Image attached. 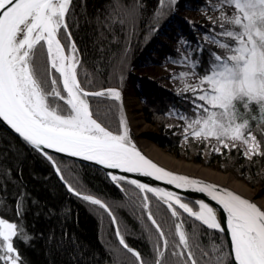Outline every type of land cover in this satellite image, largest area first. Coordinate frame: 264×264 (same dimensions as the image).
Here are the masks:
<instances>
[{"label": "snow or ice", "instance_id": "obj_1", "mask_svg": "<svg viewBox=\"0 0 264 264\" xmlns=\"http://www.w3.org/2000/svg\"><path fill=\"white\" fill-rule=\"evenodd\" d=\"M160 3L164 5V0ZM176 3L168 0L165 7L171 11ZM200 10L212 25L202 39L219 51H209L205 61L199 39L195 47L183 38L178 41L183 50L177 48L178 55L167 59L187 70L169 78L181 82L177 94L191 105L192 115L175 107L167 115L183 122L175 126L181 128L183 142L194 139L220 155L222 150L237 149L249 161L264 158V139L260 138L264 136V0H206ZM209 11L216 15H208ZM75 15L72 0H0V122L50 162L68 192L98 205L113 224H117L116 217L108 205L74 188L51 153L149 177L183 192L202 193L218 206L108 173L121 191L124 181L144 194L142 215L158 234L152 253L145 257L126 242L117 225L119 245L135 258V264H264V206L215 184L159 167L132 141L126 119L119 120L115 131L98 119L89 97L121 101V92L115 88L90 90L78 78L81 54L72 34L73 26L79 25ZM136 15L137 6L110 0L103 20L97 17V23L112 30L116 24L134 25ZM190 23L195 29V22ZM10 179V168L0 173L4 191ZM148 193L166 205L172 218L185 213L191 217L192 231L175 223L174 235L171 230L166 234L150 208ZM26 196L19 192L15 200V213L21 218ZM200 225L226 233L228 238L205 247L200 237L207 233ZM14 238L31 239L21 223L0 218V264H24Z\"/></svg>", "mask_w": 264, "mask_h": 264}, {"label": "trees", "instance_id": "obj_2", "mask_svg": "<svg viewBox=\"0 0 264 264\" xmlns=\"http://www.w3.org/2000/svg\"><path fill=\"white\" fill-rule=\"evenodd\" d=\"M123 2L128 6H137L135 24H116L112 30H107L98 26L97 17L103 20L110 0H72L75 19L79 21L78 27L73 26L72 34L81 54V66L77 69L80 81L90 90L121 88L127 91L130 85L133 86L141 100L145 120L156 131V134L147 137L157 146L187 161L206 163L225 173L233 172L250 188H259L260 197L264 199V158L255 157L249 161L237 149L230 153L222 150L224 154L220 155L212 153L210 148H205V143L194 139L183 142L181 128L175 127L183 122L168 116L167 112L175 107L192 115L191 105L153 80L152 73H146L152 66L149 57L154 48L153 39L156 38H150L149 34L152 31L154 36L161 34L167 20L172 19V10L161 5L160 0ZM184 2L190 0H181V3ZM178 7L181 5L178 4ZM160 12L163 14L158 16ZM203 59L207 61L205 52ZM85 74L90 76V81ZM89 100L98 119L113 131L117 130L119 120L123 118L120 102L107 97H89ZM257 135L260 136V133L257 132ZM260 138L264 139V136ZM54 158L65 179L74 188L108 205L117 224H113L111 217L98 205L68 192L50 162L0 123V173L11 169L7 191L3 190L4 180H0V201H3L0 203V218L21 223L31 237L27 242L14 238L24 264H135V258L119 245L117 225L126 242L148 257L153 244L158 241V234L146 215H142L143 194L139 189L121 181L124 188L121 191L96 167L57 156ZM19 192L27 193L22 218L15 213ZM147 195L150 208L166 234L171 230L174 235L175 223H181L189 233L192 231L194 222L191 217L185 213L179 218H172L166 205L151 193ZM199 227L207 233L200 237L205 247L210 248L213 242L225 240L222 233L202 225ZM171 239L172 236H169Z\"/></svg>", "mask_w": 264, "mask_h": 264}, {"label": "rangeland", "instance_id": "obj_3", "mask_svg": "<svg viewBox=\"0 0 264 264\" xmlns=\"http://www.w3.org/2000/svg\"><path fill=\"white\" fill-rule=\"evenodd\" d=\"M205 3L206 0H190V2L184 3H181V0H177V3L173 5V9L171 11L172 19L167 20L165 26L161 30V34L154 36V31L150 32L149 34L150 38H156L153 39L154 48L151 50V56L149 57L151 59L150 63L152 66L147 69L146 73H152L151 75L153 77V80L157 81L163 88L173 91L175 94H177V89L182 87V84L179 80L173 81L169 77L172 73H180L181 71H186L187 69L179 66H173V64L170 63L167 58L170 55L176 57L178 55L177 48H181V50H183V46L178 44V41L181 38L189 41L193 47H195L199 39V42L204 45V52L206 53L207 58L209 51H219V49H217L214 45H210L202 39L203 33L209 31V29L212 27V25L208 22L205 13L200 10L201 5H204ZM167 4L168 0H164L163 6ZM178 4H180L181 7H178ZM208 15L216 14L209 11ZM190 22H195V29L192 27V24ZM216 30L219 31V28H217ZM128 88L129 90L127 89V91H123V89L121 88L115 89L121 92L122 99L118 102H120L121 104L123 118L126 119L128 125L129 116H132L133 118V126L130 128L131 139L137 147H139L141 140H149V142H152L154 145H156L151 138L147 137V135L151 136L156 134V131L150 124H148V122L144 118V114L142 113L141 100L136 94L133 86L130 85ZM177 158L185 160V158ZM200 165L212 168L206 163ZM212 169L218 170L215 168ZM227 174H231L242 181L233 172H229ZM255 191V194L257 193V197L261 198L260 189L257 188Z\"/></svg>", "mask_w": 264, "mask_h": 264}, {"label": "bare ground", "instance_id": "obj_4", "mask_svg": "<svg viewBox=\"0 0 264 264\" xmlns=\"http://www.w3.org/2000/svg\"><path fill=\"white\" fill-rule=\"evenodd\" d=\"M132 121V116H129L130 128L133 126ZM139 149L142 150L145 154H147L151 159L155 160L164 167L186 174L196 175L204 179H208L216 183L226 185L235 190L237 193L250 199L257 197V193L255 194L256 191L254 189L250 188L243 181H240L233 175L222 173L218 170H214L212 168L200 164L188 162L186 159H178L176 156L170 154L169 152L163 150L160 147H157L152 142H149V140H141L139 144ZM257 202L260 205L264 206V199L259 198Z\"/></svg>", "mask_w": 264, "mask_h": 264}, {"label": "water", "instance_id": "obj_5", "mask_svg": "<svg viewBox=\"0 0 264 264\" xmlns=\"http://www.w3.org/2000/svg\"><path fill=\"white\" fill-rule=\"evenodd\" d=\"M9 132H11L13 135L16 136L15 133H13L11 131V129H9L7 127V125L3 124V122H0ZM17 137V136H16ZM18 138V137H17ZM139 149V147H137ZM140 150V149H139ZM50 153H51V150H48ZM142 152L143 155H145L146 158L150 159L153 163H156L159 167H162L164 168L165 170L167 171H171L173 172L174 174H177V175H184V176H187L191 179H197V180H200V181H203L205 183H211V184H215L217 185L218 187H221V188H224L226 190H229V191H232L234 194H238L240 196H242L243 198H247L239 193H237L235 190H233L232 188L226 186V185H223V184H219V183H216L214 181H211V180H208V179H204L202 177H199V176H196V175H192V174H186V173H183V172H179V171H175V170H172L170 168H167V167H164L163 165L159 164L158 162H156L155 160L151 159L147 154H145L142 150H140ZM53 154L54 156H57V157H61V158H64V159H68V160H71V161H75V162H78V163H83V164H86V165H90V166H93V167H96L100 170H102L110 179H111V176L108 174V173H111V174H114V175H125L127 176L129 179H138L141 183H146V184H149L151 185L152 187H159V188H164L168 191H176L179 195H181L182 197H184L186 200H190V201H195L196 199H203L205 200V202L209 203L210 205H212L213 207H216L218 208L217 205H215V203L211 200H209V198H207L206 196H204L202 193H195V192H183L182 190H178V189H175L173 186L171 185H165L163 182L161 181H155L149 177H143V176H138L137 174H132V173H120L119 170H115V169H104L102 166H99V165H95L93 162H90V161H83L82 159L80 158H77V157H67L65 154H55V153H51ZM143 194V193H142ZM144 195V194H143ZM255 203H257L258 205H260L257 201H258V197L256 198H253V199H250V198H247ZM226 226V225H225ZM225 237V240L228 238L227 237V234L226 233H222Z\"/></svg>", "mask_w": 264, "mask_h": 264}]
</instances>
